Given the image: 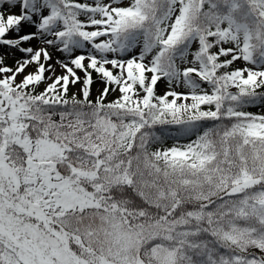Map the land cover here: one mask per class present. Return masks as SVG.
<instances>
[{"label": "snow or ice", "instance_id": "snow-or-ice-1", "mask_svg": "<svg viewBox=\"0 0 264 264\" xmlns=\"http://www.w3.org/2000/svg\"><path fill=\"white\" fill-rule=\"evenodd\" d=\"M0 264H264V0H0Z\"/></svg>", "mask_w": 264, "mask_h": 264}]
</instances>
